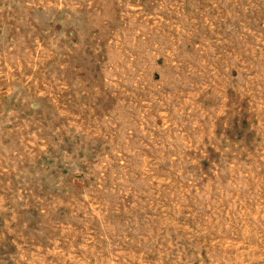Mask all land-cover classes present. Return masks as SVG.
<instances>
[{
    "label": "rangeland",
    "instance_id": "374dc122",
    "mask_svg": "<svg viewBox=\"0 0 264 264\" xmlns=\"http://www.w3.org/2000/svg\"><path fill=\"white\" fill-rule=\"evenodd\" d=\"M0 264H264V0H0Z\"/></svg>",
    "mask_w": 264,
    "mask_h": 264
}]
</instances>
